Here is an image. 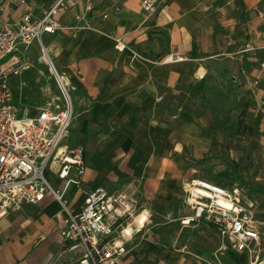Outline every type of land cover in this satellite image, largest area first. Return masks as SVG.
Here are the masks:
<instances>
[{"label":"crops","instance_id":"0c3cea01","mask_svg":"<svg viewBox=\"0 0 264 264\" xmlns=\"http://www.w3.org/2000/svg\"><path fill=\"white\" fill-rule=\"evenodd\" d=\"M24 1L0 0V22L13 25L25 13L38 20L56 0ZM70 2L57 15L65 29L28 44L43 49L70 87V143L61 145L82 149L85 170L80 189L65 193L68 207L96 187L144 207V228L136 217L115 264H234L208 223L182 222L193 214L185 190L210 150L213 120L231 118L238 134L256 118L252 103L264 100V0H164L153 13L140 0ZM246 44L254 50L241 52ZM58 211L45 197L0 217V264L65 262Z\"/></svg>","mask_w":264,"mask_h":264},{"label":"built area","instance_id":"2783aa9c","mask_svg":"<svg viewBox=\"0 0 264 264\" xmlns=\"http://www.w3.org/2000/svg\"><path fill=\"white\" fill-rule=\"evenodd\" d=\"M18 1L25 4L24 0ZM70 1L56 0L35 21L25 13L13 25L0 22V217L20 209L22 203L52 198L59 205L54 217L62 253L68 256L65 262L50 264H115L127 253L129 226L136 217H139L138 231L144 228V207L121 192L96 187L84 194L76 209H70L65 193L70 188L80 189L85 170L82 149H64L61 145L73 117L70 87L42 49L61 94V103L47 104L32 115L19 117L9 85L16 71L2 65L18 44L40 43L44 34L64 30L57 15ZM163 1L140 0V7L153 13ZM85 10L90 11L91 7L86 6ZM258 15L263 17L262 13ZM75 19L80 20V15H75ZM252 50L254 47L246 44L241 52ZM47 169L60 181L58 188L47 181ZM186 192V204L193 214L182 222L208 223L224 249L243 254L249 264H263L258 251L264 240V220L256 217L255 203L237 185L226 187L205 179H192ZM149 233V229H144V234Z\"/></svg>","mask_w":264,"mask_h":264},{"label":"rangeland","instance_id":"374dc122","mask_svg":"<svg viewBox=\"0 0 264 264\" xmlns=\"http://www.w3.org/2000/svg\"><path fill=\"white\" fill-rule=\"evenodd\" d=\"M12 56H14V59L10 62H13V64H8L7 67L15 70L16 74L12 75L9 85L14 95L19 117L36 112L39 108L49 103H61V94L38 44L18 46ZM6 60L3 62L4 64ZM256 84L257 86L259 85V83H255L254 86ZM69 95L72 102L70 91ZM252 106H255L256 118L243 122L239 127L238 134H235L237 130L234 120L229 118L231 115H228L229 119L226 120H213L212 125L210 124L208 130H206L208 138L211 140L210 150L205 153L202 159L195 161L194 164L199 168L197 179H208L211 182L221 183L226 187L237 185L242 193L255 203L256 217L263 221L264 100L261 98L257 102L254 101ZM219 115L224 118L227 117V113H219ZM72 122L73 118L71 124ZM232 133H234L233 140ZM228 137L231 138L230 144L227 147L228 149H224V141ZM69 143L70 136L68 132L63 144L68 145ZM224 159L235 167L239 179L233 178V173L225 164ZM206 160L208 162L203 163ZM214 166L217 168L212 170ZM187 189L188 186L185 193H187ZM161 221L164 222L163 220ZM223 250L227 257L229 250L227 248H223ZM258 254L259 261L264 264V240ZM245 264L249 263L246 261Z\"/></svg>","mask_w":264,"mask_h":264},{"label":"trees","instance_id":"16d2710c","mask_svg":"<svg viewBox=\"0 0 264 264\" xmlns=\"http://www.w3.org/2000/svg\"><path fill=\"white\" fill-rule=\"evenodd\" d=\"M224 161H225V164L231 169L233 173V178L239 179V177L237 176L235 167L231 165L227 160L224 159ZM227 254L234 264H245L246 263V258L243 254H237L231 251H229Z\"/></svg>","mask_w":264,"mask_h":264}]
</instances>
